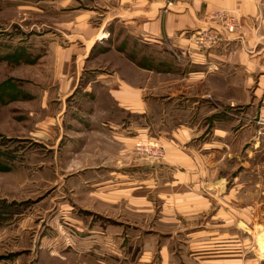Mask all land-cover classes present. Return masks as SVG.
Segmentation results:
<instances>
[{"label":"rangeland","instance_id":"374dc122","mask_svg":"<svg viewBox=\"0 0 264 264\" xmlns=\"http://www.w3.org/2000/svg\"><path fill=\"white\" fill-rule=\"evenodd\" d=\"M191 1L0 0V264H264L258 76L213 71L209 28L150 61L116 38ZM235 14L209 17L231 34ZM98 72L116 82L83 91ZM120 79L134 107L110 99Z\"/></svg>","mask_w":264,"mask_h":264},{"label":"crops","instance_id":"0c3cea01","mask_svg":"<svg viewBox=\"0 0 264 264\" xmlns=\"http://www.w3.org/2000/svg\"><path fill=\"white\" fill-rule=\"evenodd\" d=\"M179 4V9H170V12L165 11L166 15L163 18L158 15L154 23H148L147 21L149 20L145 21L140 31L132 32L129 30V24H123L119 28L116 38L119 39L120 43H132L134 41L133 38H136V41L143 48L142 52H139V56L150 61L151 56L150 52L147 51L148 46L152 45V43L161 44L162 40H164L163 37H172L179 34L181 38L185 31L193 28L212 29L220 37L222 36L221 41H224L218 47L219 49H213L210 55V58L218 61L217 65L213 66V71L221 70V73H225L231 66L238 67L242 74L258 76L256 79L257 85L264 90V0H192L190 4ZM221 10H230L236 13L238 25L236 32L228 34L222 30L216 20H210V15ZM82 32H84L85 39H82V44L85 43L86 38L91 39L93 35L96 37L97 34L96 30L91 32L90 28L82 30ZM182 41L181 39L180 44H183ZM90 43V51L82 57L84 61L90 59L94 53L92 51L98 47L97 38L91 40ZM116 53L125 62L135 65L133 61L128 60L134 59L136 52L119 50ZM140 68L144 72H150L151 70L149 66H141ZM97 74L90 76L91 79L88 83L82 85V87L85 86L82 88L83 91L88 88L94 89L97 85L109 86L116 82L114 75L99 72ZM85 77L82 78V84L85 82L84 80H88ZM119 83L122 86L111 90L116 95H109L110 99L126 108L134 107L136 104V88H132V83L129 81L124 82L120 79ZM87 86L88 88H86ZM95 96L97 97L98 94H95Z\"/></svg>","mask_w":264,"mask_h":264},{"label":"bare ground","instance_id":"6f19581e","mask_svg":"<svg viewBox=\"0 0 264 264\" xmlns=\"http://www.w3.org/2000/svg\"><path fill=\"white\" fill-rule=\"evenodd\" d=\"M101 37H107V34H103L101 35ZM256 239L258 245V253L261 255V257H264V232L258 233Z\"/></svg>","mask_w":264,"mask_h":264},{"label":"built area","instance_id":"2783aa9c","mask_svg":"<svg viewBox=\"0 0 264 264\" xmlns=\"http://www.w3.org/2000/svg\"><path fill=\"white\" fill-rule=\"evenodd\" d=\"M224 15H226V14H221V16H219V17L224 18V21H222V22H223L222 24L224 25V27H226V29H227L228 31H233V30H234V27H235V24H234L233 20L227 18V15H226V16H224ZM210 37H211L212 39L215 38V36H213V35H212V36L210 35ZM214 40H215V39H214Z\"/></svg>","mask_w":264,"mask_h":264}]
</instances>
